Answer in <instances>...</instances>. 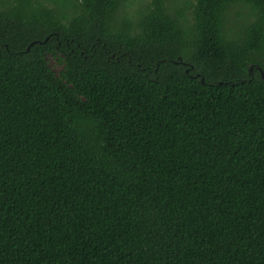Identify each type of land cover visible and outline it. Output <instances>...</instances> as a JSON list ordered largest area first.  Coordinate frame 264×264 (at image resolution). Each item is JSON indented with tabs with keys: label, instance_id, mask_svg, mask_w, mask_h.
Masks as SVG:
<instances>
[{
	"label": "trees",
	"instance_id": "16d2710c",
	"mask_svg": "<svg viewBox=\"0 0 264 264\" xmlns=\"http://www.w3.org/2000/svg\"><path fill=\"white\" fill-rule=\"evenodd\" d=\"M185 6L0 0V264H264V0Z\"/></svg>",
	"mask_w": 264,
	"mask_h": 264
},
{
	"label": "rangeland",
	"instance_id": "374dc122",
	"mask_svg": "<svg viewBox=\"0 0 264 264\" xmlns=\"http://www.w3.org/2000/svg\"><path fill=\"white\" fill-rule=\"evenodd\" d=\"M148 0H127V3L130 5V8L132 10L137 9L139 6L146 3ZM185 2L193 3L194 0H167V5L174 8L176 6L184 8L186 15H190V9H187L188 7L185 6ZM237 11V10H236ZM48 64L50 68L55 72L57 75L61 70V64H59L55 59H52L51 57L47 58Z\"/></svg>",
	"mask_w": 264,
	"mask_h": 264
},
{
	"label": "water",
	"instance_id": "95a60500",
	"mask_svg": "<svg viewBox=\"0 0 264 264\" xmlns=\"http://www.w3.org/2000/svg\"><path fill=\"white\" fill-rule=\"evenodd\" d=\"M258 70L260 71V73H261V75H262V72H261V70L258 68ZM201 82L203 83V80L201 79Z\"/></svg>",
	"mask_w": 264,
	"mask_h": 264
}]
</instances>
